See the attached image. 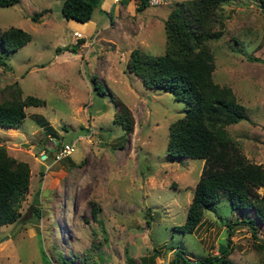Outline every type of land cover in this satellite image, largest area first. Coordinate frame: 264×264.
Returning a JSON list of instances; mask_svg holds the SVG:
<instances>
[{
    "label": "rangeland",
    "instance_id": "1",
    "mask_svg": "<svg viewBox=\"0 0 264 264\" xmlns=\"http://www.w3.org/2000/svg\"><path fill=\"white\" fill-rule=\"evenodd\" d=\"M62 1L20 0L0 7V30L13 25L31 35L0 65V87L17 80L23 95L45 100L25 108L19 127L0 126V143L31 171L18 219L0 224V264H127L132 258L131 264H154V249L167 260L177 248L191 257L217 253L220 243H228L235 264H264V222L256 236L246 225L229 227L254 213L231 207L226 196L205 210L194 232L176 227L185 221L203 159L168 156L169 124L183 115L185 104L170 89L146 87L126 63L138 45L152 54L164 52V21L178 0L124 9L115 22L113 10L97 6L88 20L95 23L87 25L67 19ZM43 8L48 10L32 19ZM218 12L222 35L208 40L213 79L232 87L247 114L226 128L247 158L264 166V5L226 0ZM76 30L84 39L77 50H58L76 43ZM92 76L104 87L102 94ZM116 99L131 109L129 133L113 121ZM37 114L56 135L46 134ZM70 141L74 150L56 160L49 148Z\"/></svg>",
    "mask_w": 264,
    "mask_h": 264
},
{
    "label": "trees",
    "instance_id": "2",
    "mask_svg": "<svg viewBox=\"0 0 264 264\" xmlns=\"http://www.w3.org/2000/svg\"><path fill=\"white\" fill-rule=\"evenodd\" d=\"M18 1L0 0V7ZM224 1H175L164 21V52L152 54L135 46L129 53L126 67L146 87L170 89L185 104L183 115L169 124L168 156L173 159H203L185 221L176 227L183 232H194L201 224L205 210L215 209L221 198L226 196L231 207L251 209L254 213L251 217L233 220L229 227L246 225L256 236L257 225L264 222V166L249 160L226 128L246 118L247 114L232 87L214 81V53L208 43V40L222 35V27L216 28V25L221 24L218 10ZM100 3L101 0H63L61 11L66 18L85 22ZM261 3L264 5V0ZM148 5V0H137L135 10L141 11ZM47 10L34 11L32 19L38 20ZM30 38V33L19 26L11 25L0 30V65H6L5 59L9 54ZM83 41L79 38L76 43L58 46L57 49L76 51ZM249 58L260 59L252 55ZM92 78L96 91L102 94L104 87L95 82V76ZM115 102L118 107L113 121L120 123L124 132L129 133L134 127L131 109L121 99ZM44 103L45 100L37 95H23L17 80L6 83L0 87V126L19 127L25 119L27 106ZM35 117L45 127L46 134L54 133L51 132L54 127L44 116L37 114ZM30 173L29 163L11 155L6 145L0 143V224L18 219L21 199L29 189ZM260 187L262 192L258 191ZM97 212L98 207L92 202L94 217ZM229 252L228 243H220L217 253L208 252L198 257L187 256L177 248L169 264H235ZM132 260L126 259L127 264Z\"/></svg>",
    "mask_w": 264,
    "mask_h": 264
},
{
    "label": "crops",
    "instance_id": "3",
    "mask_svg": "<svg viewBox=\"0 0 264 264\" xmlns=\"http://www.w3.org/2000/svg\"><path fill=\"white\" fill-rule=\"evenodd\" d=\"M163 3V2H162ZM161 3V4H162ZM135 5H136V0H122L121 3H117L113 0H101V3H100V6H99V9L102 11V12H107V11H114L113 15H112V21H116L114 19V15L115 14H118L120 15L121 12H123V10L125 9H128L130 8V10H133L135 8ZM69 20H73V18H67ZM75 20V19H74ZM74 22V21H72ZM81 24H89L92 22V24H94L95 22L94 21H85V22H81L79 21ZM87 33H91L93 31V28L91 27H88L87 29ZM99 30H96V32H98ZM89 35V34H88ZM139 46V45H138ZM8 128H14V127H8ZM154 248V247H153ZM174 250V248H172L171 252ZM176 251V250H175ZM172 255V254H171ZM169 256L167 260H164L163 257L161 256V254H158V252H156V250L154 249V252L152 254V256H154V264H157V263H160V264H169V261L172 257V256ZM147 264H152V263H147Z\"/></svg>",
    "mask_w": 264,
    "mask_h": 264
},
{
    "label": "built area",
    "instance_id": "4",
    "mask_svg": "<svg viewBox=\"0 0 264 264\" xmlns=\"http://www.w3.org/2000/svg\"><path fill=\"white\" fill-rule=\"evenodd\" d=\"M113 1L117 3H121V0H113ZM162 2L163 0H148V3L150 5L160 4ZM74 34L77 38L82 36V33L78 30H76ZM74 147H75L74 141L60 142L56 146L54 145L53 147H50L49 150L53 151V155L55 156V159L58 160V159L68 156L74 150ZM42 155L43 157L47 156V153L45 152V154H42ZM157 264H160V263H157Z\"/></svg>",
    "mask_w": 264,
    "mask_h": 264
},
{
    "label": "clouds",
    "instance_id": "5",
    "mask_svg": "<svg viewBox=\"0 0 264 264\" xmlns=\"http://www.w3.org/2000/svg\"><path fill=\"white\" fill-rule=\"evenodd\" d=\"M137 1V0H136ZM161 4V3H160ZM82 33V32H81ZM82 37V36H81ZM81 37H79V38H81ZM79 38H77V39H79Z\"/></svg>",
    "mask_w": 264,
    "mask_h": 264
},
{
    "label": "water",
    "instance_id": "6",
    "mask_svg": "<svg viewBox=\"0 0 264 264\" xmlns=\"http://www.w3.org/2000/svg\"><path fill=\"white\" fill-rule=\"evenodd\" d=\"M43 156V155H42Z\"/></svg>",
    "mask_w": 264,
    "mask_h": 264
}]
</instances>
